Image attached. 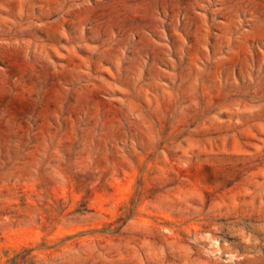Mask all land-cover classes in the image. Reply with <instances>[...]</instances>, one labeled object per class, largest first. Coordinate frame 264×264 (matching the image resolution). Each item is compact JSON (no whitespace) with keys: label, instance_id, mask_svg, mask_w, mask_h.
Returning <instances> with one entry per match:
<instances>
[{"label":"rangeland","instance_id":"1","mask_svg":"<svg viewBox=\"0 0 264 264\" xmlns=\"http://www.w3.org/2000/svg\"><path fill=\"white\" fill-rule=\"evenodd\" d=\"M0 264H264V0H0Z\"/></svg>","mask_w":264,"mask_h":264}]
</instances>
